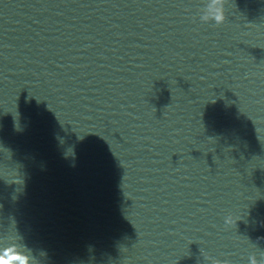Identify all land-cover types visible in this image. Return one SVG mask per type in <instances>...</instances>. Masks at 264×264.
<instances>
[{
  "label": "water",
  "instance_id": "95a60500",
  "mask_svg": "<svg viewBox=\"0 0 264 264\" xmlns=\"http://www.w3.org/2000/svg\"><path fill=\"white\" fill-rule=\"evenodd\" d=\"M0 264H264V0H0Z\"/></svg>",
  "mask_w": 264,
  "mask_h": 264
}]
</instances>
